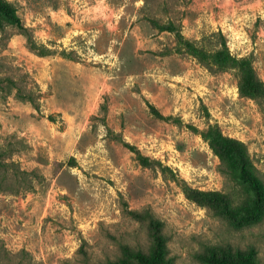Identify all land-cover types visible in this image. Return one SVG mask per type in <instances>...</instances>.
Listing matches in <instances>:
<instances>
[{
	"label": "rangeland",
	"instance_id": "1",
	"mask_svg": "<svg viewBox=\"0 0 264 264\" xmlns=\"http://www.w3.org/2000/svg\"><path fill=\"white\" fill-rule=\"evenodd\" d=\"M0 2V264H264V96L188 47L264 84V0Z\"/></svg>",
	"mask_w": 264,
	"mask_h": 264
},
{
	"label": "trees",
	"instance_id": "2",
	"mask_svg": "<svg viewBox=\"0 0 264 264\" xmlns=\"http://www.w3.org/2000/svg\"><path fill=\"white\" fill-rule=\"evenodd\" d=\"M7 8L8 6L6 2H0V12L7 14ZM22 29L24 30V34L30 42V38L28 37L26 30L24 28ZM222 46L223 47L221 49L213 52L212 54H207L202 47L195 46L191 43L188 44L189 51L204 62L207 59H212L214 63L219 65L237 67L241 71L243 77V81L239 86L241 93L251 96H254L256 94L264 96V84L256 75L255 70L249 63V61L247 59H239L231 55L223 39ZM31 47L34 48L35 44L31 43ZM39 53H42V51H39ZM67 56L69 55L67 54ZM150 108L154 115L162 117V114H160L156 108H154L153 106H150ZM216 141L217 144L211 143V145L213 146L214 150L220 155L221 159L229 162V167L237 172V177L241 178L245 182H248L251 185L256 197L258 199H262L263 193L261 184L250 170L248 160L244 153L243 145L240 142L232 138L225 137L221 134L216 135ZM233 158L238 159V167L231 165L230 162ZM130 213L137 215V213L133 211H131ZM151 221L152 219L150 218L149 222L151 223ZM154 239L156 240V243L155 245L151 246L148 252H143L140 249L132 250L126 247L123 248L122 257L109 262L108 264H170L167 261V258L163 257L162 254H160L162 253L161 243H159L156 236H154ZM227 263L232 264L230 260H228Z\"/></svg>",
	"mask_w": 264,
	"mask_h": 264
}]
</instances>
